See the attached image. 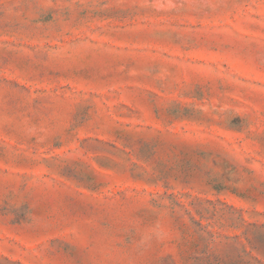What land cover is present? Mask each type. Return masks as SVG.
<instances>
[{"label":"rangeland","instance_id":"rangeland-1","mask_svg":"<svg viewBox=\"0 0 264 264\" xmlns=\"http://www.w3.org/2000/svg\"><path fill=\"white\" fill-rule=\"evenodd\" d=\"M0 264H264V0H0Z\"/></svg>","mask_w":264,"mask_h":264},{"label":"clouds","instance_id":"clouds-1","mask_svg":"<svg viewBox=\"0 0 264 264\" xmlns=\"http://www.w3.org/2000/svg\"><path fill=\"white\" fill-rule=\"evenodd\" d=\"M164 236V232L162 230L156 229L144 237H142L141 243H147L150 242L152 239H160Z\"/></svg>","mask_w":264,"mask_h":264}]
</instances>
